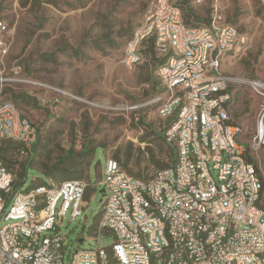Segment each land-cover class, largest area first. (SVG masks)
Instances as JSON below:
<instances>
[{
  "label": "built area",
  "instance_id": "obj_1",
  "mask_svg": "<svg viewBox=\"0 0 264 264\" xmlns=\"http://www.w3.org/2000/svg\"><path fill=\"white\" fill-rule=\"evenodd\" d=\"M212 3L209 22L190 26L178 0H153L126 46L130 65L152 37L158 55L170 54L155 101L161 117L175 116L166 131L175 163L140 178L109 158L97 245L81 248L79 238L67 253L60 225L68 212L83 216L90 183L47 178L15 191V172L0 157V264H264V80L222 69L248 38ZM245 85L259 98L252 131L235 115ZM39 134L0 92V153L8 139L29 157ZM104 232L116 238L110 247L100 246Z\"/></svg>",
  "mask_w": 264,
  "mask_h": 264
},
{
  "label": "rangeland",
  "instance_id": "obj_2",
  "mask_svg": "<svg viewBox=\"0 0 264 264\" xmlns=\"http://www.w3.org/2000/svg\"><path fill=\"white\" fill-rule=\"evenodd\" d=\"M186 2L185 19L206 23L212 0ZM153 0H0V92L38 125L46 145L23 190L43 177L42 164L54 162L69 148L89 140L99 146L87 166L90 183L82 217L68 212L59 234L68 252L97 245L96 226L104 199L102 180L109 158H120L132 174L148 178L156 172L152 153L167 160V145L158 134L167 118L155 99L164 94L159 56L145 53L135 64L124 61L126 46ZM223 17L248 38V46L223 57L222 69L264 80V5L261 0H218ZM193 12L201 21L191 15ZM3 46V47H2ZM74 50H78L79 53ZM24 94L15 99L12 95ZM46 98L42 103L41 99ZM259 98L245 85L237 95L235 115L252 131ZM144 116V122L140 118ZM148 124L149 126L145 125ZM15 165L26 158L6 154ZM117 160V159H116ZM115 236L104 232L100 246L110 247Z\"/></svg>",
  "mask_w": 264,
  "mask_h": 264
},
{
  "label": "trees",
  "instance_id": "obj_3",
  "mask_svg": "<svg viewBox=\"0 0 264 264\" xmlns=\"http://www.w3.org/2000/svg\"><path fill=\"white\" fill-rule=\"evenodd\" d=\"M178 4L183 9L184 20L188 25L190 26L201 25V24H193L190 20L185 19L184 6L186 5V2L181 3L178 0ZM189 13L193 15L197 19V21H201L200 18L197 17L193 12H189ZM209 20H210V17L202 21H206L207 23L209 22ZM132 36L130 37V39L132 38ZM155 41H156L155 37L150 38L146 42L145 47L140 50V53L142 54V57H144L145 53L147 54L149 53L152 55L156 54L157 56H159L160 59L158 60V67L160 68V66H162L165 63V61L169 58L170 54L166 56L158 55L157 51L155 50ZM74 51L76 53L77 52L79 53L78 50H74ZM162 91H164V88L158 87V92H162ZM22 95L24 94H14L12 96L15 99H18ZM174 120H175V116L167 118V121L165 122V125L163 129L161 130V133L158 134L160 138L163 140V142L167 145V151H166L167 160L156 158L154 154L152 153V158L150 159V162L156 167V171L168 168L175 163L176 145L174 143L168 142L166 139V131L170 128ZM144 121H145L144 116H142L140 118V122L145 123ZM145 125L149 126L148 124H145ZM92 143H91V140L88 139V141L82 146L81 149L76 150L75 148L71 147L68 150H65L54 162H47V163L42 164L41 173L43 177H37L38 179L33 181V184L30 187L44 184L47 178H52L57 183H61L65 180L84 178L85 173L87 171V166H90V163L94 161V159L97 156L98 151L101 149L99 146H96ZM18 146L19 145L17 143L11 140H8V139H4L2 142L0 157L4 160L6 165L9 167L15 164H13L8 159L6 154L12 153L13 151L16 152ZM45 147L46 145L41 142V137L39 134L38 140L35 142V144L32 147L30 156L23 157L26 159L24 161L19 162V168L15 173V180H14V190L15 191H18L19 189H21V187L24 186V184L27 182L30 176L31 170H35L34 167H35V164L37 163V159L43 155V150ZM116 159L120 161V158L118 155H116ZM135 176L140 177V178H145V177H141L140 175H136V174Z\"/></svg>",
  "mask_w": 264,
  "mask_h": 264
},
{
  "label": "water",
  "instance_id": "obj_4",
  "mask_svg": "<svg viewBox=\"0 0 264 264\" xmlns=\"http://www.w3.org/2000/svg\"><path fill=\"white\" fill-rule=\"evenodd\" d=\"M105 191V189L103 188L102 189V192H104ZM84 241V238H81L80 240H79V242L81 243V242H83Z\"/></svg>",
  "mask_w": 264,
  "mask_h": 264
}]
</instances>
